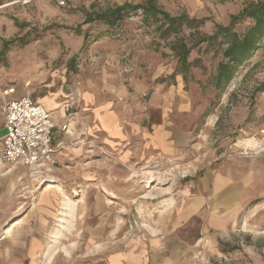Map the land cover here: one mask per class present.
Listing matches in <instances>:
<instances>
[{
    "label": "rangeland",
    "instance_id": "1",
    "mask_svg": "<svg viewBox=\"0 0 264 264\" xmlns=\"http://www.w3.org/2000/svg\"><path fill=\"white\" fill-rule=\"evenodd\" d=\"M14 1L0 0V49L25 35L27 44L0 58V106L29 97L45 107L48 97L60 128L53 179L34 182L20 166L0 172V264H106L140 248L143 264H264V92L251 96L264 83V51L217 98L215 48L191 52L203 69L184 83L139 13L106 37L105 25H82L147 0ZM155 1L172 16L210 19L200 29L209 35L258 0ZM107 114L118 138L100 128Z\"/></svg>",
    "mask_w": 264,
    "mask_h": 264
},
{
    "label": "trees",
    "instance_id": "2",
    "mask_svg": "<svg viewBox=\"0 0 264 264\" xmlns=\"http://www.w3.org/2000/svg\"><path fill=\"white\" fill-rule=\"evenodd\" d=\"M137 13L140 14L141 22L147 28H153L156 39L165 42V46L173 54L176 67L174 76H180L184 83L189 80V73L193 68L203 69L201 60L190 61L191 52L205 45L208 48H215L220 53L221 59L217 63L214 74L210 80V86L219 98L225 93L227 88L238 76L240 71L255 58L258 53L264 51V0L248 3L239 13L231 15L227 25L214 24L211 34H203L200 29L210 22L208 18H190L186 14L172 16L156 5L155 0H147L140 5L125 3L116 5L101 13L87 14L82 25L101 23L108 29L106 37L110 32L119 27L121 23L129 20ZM246 23L242 32H238L236 27ZM47 27L44 32L51 30ZM189 34L185 38L184 31ZM80 34L81 25L74 31ZM98 37V38H100ZM88 35H83V44L86 43ZM27 44L26 35L21 38L1 41L0 58L2 59L9 48L15 45ZM259 63H255L243 76L244 81L250 75L252 69ZM264 92V83H258L253 87L252 99L259 93ZM234 98V94L230 95Z\"/></svg>",
    "mask_w": 264,
    "mask_h": 264
},
{
    "label": "built area",
    "instance_id": "3",
    "mask_svg": "<svg viewBox=\"0 0 264 264\" xmlns=\"http://www.w3.org/2000/svg\"><path fill=\"white\" fill-rule=\"evenodd\" d=\"M32 1L17 0L12 4L24 6ZM53 1L58 7L65 6L64 0ZM55 114L29 97L5 104L0 130V172L6 167L20 166L34 182L53 179L57 152L53 140L60 128Z\"/></svg>",
    "mask_w": 264,
    "mask_h": 264
},
{
    "label": "crops",
    "instance_id": "4",
    "mask_svg": "<svg viewBox=\"0 0 264 264\" xmlns=\"http://www.w3.org/2000/svg\"><path fill=\"white\" fill-rule=\"evenodd\" d=\"M49 99L48 97H45L41 100V103L45 105L47 109H56L58 108V104L52 102V100H49L50 102L47 101ZM4 106H0V123L3 125V119H4ZM115 116H108L105 115L100 118L99 125L100 128L108 134V136L113 137V138H118L119 133L115 129ZM10 172V170H9ZM17 222L14 223L13 227L16 226ZM7 231V230H6ZM30 253H37L40 252L41 250L34 246L31 242L27 243V248ZM143 252L144 250L142 248L140 249H131V250H126L123 252H114L110 254L107 258L106 264H143L142 258H143ZM138 253V254H137ZM49 263V262H48Z\"/></svg>",
    "mask_w": 264,
    "mask_h": 264
},
{
    "label": "bare ground",
    "instance_id": "5",
    "mask_svg": "<svg viewBox=\"0 0 264 264\" xmlns=\"http://www.w3.org/2000/svg\"><path fill=\"white\" fill-rule=\"evenodd\" d=\"M47 109V108H46ZM48 111H50L49 109H48ZM51 112V111H50ZM52 113V112H51ZM54 188V186H48L46 189H45V191H49V190H51V189H53ZM75 204H74V202H71V201H69L68 203H67V205H66V209H64L65 211H68V212H70L71 210H72V207L74 206ZM63 217H65V218H67L68 216H63ZM63 219V218H62ZM60 222V221H59ZM60 223H63V222H60ZM58 240V239H57ZM86 244V243H85ZM82 246H83V244H82ZM85 246V245H84ZM52 255V252H50L49 254H48V256H46V258L47 259H49V257Z\"/></svg>",
    "mask_w": 264,
    "mask_h": 264
}]
</instances>
